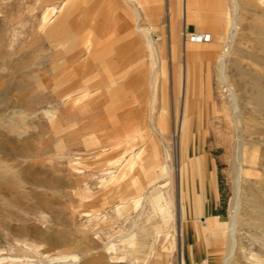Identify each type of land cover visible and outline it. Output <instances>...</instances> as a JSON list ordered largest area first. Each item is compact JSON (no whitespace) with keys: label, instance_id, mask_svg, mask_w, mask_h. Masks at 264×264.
Returning a JSON list of instances; mask_svg holds the SVG:
<instances>
[{"label":"rangeland","instance_id":"374dc122","mask_svg":"<svg viewBox=\"0 0 264 264\" xmlns=\"http://www.w3.org/2000/svg\"><path fill=\"white\" fill-rule=\"evenodd\" d=\"M63 1L68 20L47 13L62 0H0V264H135L134 258L139 264H222L226 239L204 228L228 223L232 199L235 131L216 82L222 49L216 37H227L229 0H189L186 8L183 0ZM170 1L177 5L173 14ZM104 3L112 22H97L94 9ZM237 3L239 36L226 74L233 78L235 62L244 83L264 88V4ZM137 46L143 50L136 52ZM93 94L90 103L97 109L88 110L86 96ZM240 95L242 135L264 141L258 99ZM89 136L92 141L83 142ZM259 149L258 176L264 181V145ZM166 152L174 169L168 180L161 179ZM128 160L137 163L129 166ZM139 160L159 175L151 187L136 172ZM109 172L128 175L118 192L102 186V174ZM131 179L144 188L130 186ZM256 180L243 178L244 194L264 208V184H252ZM140 189L144 194L135 209L131 201ZM156 190L160 205L168 207V223L153 211V198L146 200ZM84 193L88 198L81 204ZM121 203L129 207L119 216L114 208ZM243 211L236 233L242 249L232 264H264V219L247 218L258 208L246 205ZM98 213L105 222L84 228L85 216ZM134 221L136 253L117 238ZM181 222L187 239L177 237ZM153 224L166 238L151 247ZM109 243L114 251L107 252ZM72 255L77 262L68 261Z\"/></svg>","mask_w":264,"mask_h":264},{"label":"bare ground","instance_id":"6f19581e","mask_svg":"<svg viewBox=\"0 0 264 264\" xmlns=\"http://www.w3.org/2000/svg\"><path fill=\"white\" fill-rule=\"evenodd\" d=\"M229 4L231 5V18L229 20V25H228V30H227V37L226 39H223V36H217L218 42H221L220 46L222 49L219 51L217 54L216 58V82L217 85L222 88L221 91L223 93V96L225 98V104L227 106V109L229 111V115L232 118L233 122V127H234V138L232 141V148L234 151V156H233V162H232V199L230 202V207H229V212H228V223L224 227H220L216 224H213V226H216L215 228L207 227L204 228L205 231L209 232L212 236H217V235H222L226 239V244H225V250H224V261L222 264H232L234 262L235 254L237 251H240L238 247V243L236 240V233L238 231V227L240 226L239 222L243 218V216L246 214L242 215L244 213V206H248L250 208H258V211L256 213H253V215H248L247 218L250 219L252 216H257L261 217L264 219V208L259 207L258 204L253 202L252 199L250 201L247 200V196L244 194V189H243V178H255L257 179L254 183L255 184L257 181L262 182L264 184V181L260 179L258 176L259 172V162H258V155H259V146L261 144L264 145V141L262 140H255L253 138L246 139L241 131L243 129L241 128V123H242V107L239 104V99L242 97L240 95L241 91L247 95L248 99L251 96H255L259 104L257 106L260 108L262 112V120L264 122V88H259L255 86L254 84H246L244 83V77H243V72L241 69H239L238 65L235 62L230 63V67L234 69L233 73V78L227 77L226 74V68L228 64V55L230 51L235 49L236 46V40L239 31V6L237 3V0H229ZM262 4H264V0H262ZM261 4V5H262ZM262 12L264 10L262 9ZM227 20V19H226ZM59 24V23H58ZM60 25V24H59ZM58 26V25H57ZM62 26V25H60ZM59 26V27H60ZM213 28V27H210ZM202 33V32H201ZM60 35V33H58ZM205 35H196L195 37L198 39H204ZM60 37V36H59ZM63 38V37H62ZM193 44V43H192ZM191 45V44H189ZM197 47V46H196ZM200 47V46H199ZM155 55V54H154ZM236 68V69H235ZM235 76L239 78V80L235 79ZM244 83V85H243ZM243 85V89L239 85ZM196 87V85H195ZM241 89V90H240ZM194 92H197V87L194 89ZM256 93V95H253L252 93ZM216 106V105H215ZM191 124H194L196 122V118H192ZM231 123V121H230ZM263 128H264V123H263ZM193 132V131H192ZM192 134V133H191ZM233 134V133H232ZM253 134V133H252ZM264 137V135H261ZM167 157V163L164 165V171L161 173V179H169L171 178V174L173 173L174 169L170 165L168 161V154L167 152L165 153ZM243 164H246L247 168H243ZM143 168V167H142ZM259 168V169H258ZM162 169V168H161ZM4 170V169H3ZM140 170V169H139ZM76 172V171H74ZM161 172V171H160ZM159 176V175H158ZM167 179V180H168ZM249 183V182H248ZM167 186V185H166ZM264 185L262 186V188ZM152 190L154 191V187H152ZM262 196L264 198V189H261ZM81 197V196H80ZM85 197V196H84ZM251 197V196H250ZM151 202H152V209L154 212H159L162 215V219L165 220V223L169 221V218H167V211L168 207H165L163 205H160V195L157 192H152L151 193ZM83 200V199H82ZM87 200V198H86ZM85 201V199H84ZM260 205V204H259ZM93 206V205H92ZM90 207V206H89ZM218 220V219H217ZM170 222V221H169ZM219 222V221H218ZM179 229V228H178ZM218 229V231L216 230ZM194 232V228L192 229V233ZM218 232V233H217ZM264 232V230L262 231ZM179 233V236L181 237H187V231L184 228L183 222H181V230ZM201 234V233H200ZM202 236V234H201ZM125 237V236H124ZM194 237V235H193ZM264 239V235L262 237ZM187 239V238H186ZM242 252V250H241ZM243 258H245V253L241 254ZM252 258V256H250ZM262 259V258H261ZM264 260V257H263Z\"/></svg>","mask_w":264,"mask_h":264},{"label":"crops","instance_id":"0c3cea01","mask_svg":"<svg viewBox=\"0 0 264 264\" xmlns=\"http://www.w3.org/2000/svg\"><path fill=\"white\" fill-rule=\"evenodd\" d=\"M184 1V3H185V7L184 8H186V7H188V5H189V3H190V1L189 0H183ZM133 3V2H132ZM170 4H169V8L167 9L168 11H169V13L171 14H173V11H174V9L176 8L175 6H177L176 5V2H175V4H174V2H172V1H170L169 2ZM65 4H66V1H63L62 0V2L59 4V5H57L56 7L54 6L53 8H47V13H51V12H55L56 14H60L61 16H58V17H56L55 19H58V20H68L69 19V17H68V15H65V13L63 14V12H62V9H64L63 7L65 6ZM134 4V3H133ZM139 4V6H141V4L140 3H138ZM110 12H111V10L109 9V7H108V5L106 4V3H104L103 4V6L102 7H100V8H98V7H96L95 9H94V13L96 14V16H97V22L98 21H111V19H109V15H110ZM49 14H44V16L43 17H47V19H49V17H48V15ZM187 16V17H186ZM43 17H42V19H43ZM86 17H88V16H85V18H84V21H90L91 19L90 18H86ZM188 21H190V16H188V15H185L184 16V27H186V24L188 23ZM112 22V21H111ZM183 32H185V31H182V36L184 35L183 34ZM143 34H144V32H142ZM147 36V35H146ZM189 44H191L190 43V39L189 40H187V45H189ZM125 46H127V45H125ZM133 46H127V49H131ZM149 47H150V49H151V51H152V53L153 54H155L154 55V57H155V60L156 61H159V59H160V55L158 54V51H157V49H156V47H155V43L150 39L149 40ZM136 52H140V51H142L143 50V48L141 47H136ZM113 51H115V50H113ZM109 52H110V50H109ZM191 59V58H190ZM109 83L111 84L112 83V80L111 81H109ZM95 95L96 94H93V95H87L86 97H88V105L86 104V106L87 107H85L86 109H88V107H89V109L88 110H90V109H97V107L96 106H94L93 104H91L90 103V100L91 99H93V98H96L95 97ZM163 111V113L165 112L164 110H162ZM87 114V113H86ZM138 131H136V133H137V135L139 134L140 136H142V134L140 133L141 131H143V129H137ZM86 141H92V139H91V137L89 136L86 140H84L83 142H86ZM84 146V145H83ZM91 151V149L90 150H85V152L86 153H88V152H90ZM141 153H143V150H141V152L139 151V152H137V154H136V156L138 157ZM151 155H152V158L153 159H158L159 157H158V152L156 151V150H153L152 151V153H151ZM89 157L91 156V154L90 155H88ZM135 156V157H136ZM165 159V158H164ZM124 160H117L116 161V163H122ZM128 163H129V166L131 165V166H133L134 164H135V162H136V160L134 161V160H128L127 161ZM137 163V162H136ZM128 166V167H129ZM143 167V168H142ZM135 168V167H134ZM134 168H132V169H134ZM140 169V170H139ZM136 172H138V173H140V174H142L143 176H145V177H147L148 178V185H150V187H151V182H152V180H156V178L158 177V176H156L158 173L157 172H151L150 171V169H149V167L146 169L145 167H144V165L143 164H141L140 163V160L138 161V164H137V169H136ZM77 174V173H76ZM103 175V178L101 179V181L102 182H104L103 183V188H107V187H110V188H112L113 187V190L116 192L120 187H121V185H122V183L123 182H125L126 181V178L128 177V175H127V173H121V174H119V175H116L117 176V178H115V175H113L112 173H108L106 176L107 177H104L105 175L104 174H102ZM77 177H78V184L79 185H82V187H83V189H84V186H85V184H83V182H82V176L80 175V174H77ZM158 179V178H157ZM106 181L108 182V184L109 185H104V184H106ZM130 186H141V187H143V185H139V182H136L135 180H133V179H131V181L129 180L128 182H127ZM149 187V188H150ZM144 188V187H143ZM142 188V189H143ZM142 189H140L138 192H137V198H135V199H133L131 202H132V204L134 205L133 207L136 209L138 206H140V200L141 199H139V198H141V196L144 194H142V193H139ZM144 190H146V189H143V191ZM118 192V191H117ZM86 193H84L80 198H81V204L84 202V199L86 200V198H88V197H86L87 195H85ZM85 196V197H84ZM150 197H151V193L149 194V196H147V198H146V200H148V199H150ZM215 198V199H214ZM83 199V200H82ZM81 204H80V206H81ZM118 205H121V207L120 206H118ZM117 206H115V211L117 212V214L119 215V216H121V214H123V212L125 211V209L126 208H128L129 207V203H121V204H118ZM210 209L212 210V215L214 214V210H215V207H216V196L214 197V195H213V197L212 196H210ZM196 207H198V205H196V206H194V208L196 209ZM83 214H87L88 212L87 211H85V210H82L81 211ZM86 217V221H85V223H84V225H83V227L84 228H86L87 227V224H96L97 222H105V220H106V216L103 214V213H98V214H90L89 216L87 215V216H85ZM139 217H140V215H138L137 216V219L136 220H138L139 219ZM136 225H137V223H136V221H134L133 222V224H132V226L130 227V229L126 232V234H124V235H121V236H118L117 238L119 239V240H123L124 241V243L126 242V246L128 247V248H131V250H132V252H137L136 251V249H137V247H138V243L135 241V236H136V233H135V230H136ZM152 229H153V232H152V244H151V247H153V244L156 242V241H158V240H161V239H163V238H166L165 237V235H164V230H163V228H162V231L161 230H159V226H155V224H153L152 225ZM178 232H180V226H179V230L177 229V237H180L179 236V233ZM125 236V237H124ZM106 250H107V252H111V251H114L115 249L113 248V246L109 243L108 245H107V247H106ZM188 255H189V260H192L193 258V253L191 252V254H190V252H188ZM67 257H69L68 258V261L69 260H72L74 263L75 262H77V257L76 256H74V255H72V256H67ZM67 257H65V256H63L62 257V259H66ZM120 260H123V258H121ZM134 263L135 264H139L140 263V259L139 258H134Z\"/></svg>","mask_w":264,"mask_h":264}]
</instances>
